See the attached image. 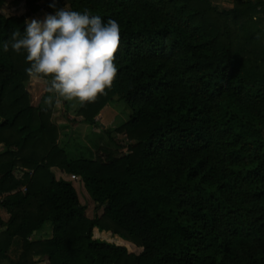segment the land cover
I'll return each mask as SVG.
<instances>
[{
	"label": "trees",
	"instance_id": "trees-1",
	"mask_svg": "<svg viewBox=\"0 0 264 264\" xmlns=\"http://www.w3.org/2000/svg\"><path fill=\"white\" fill-rule=\"evenodd\" d=\"M38 1L0 0V261L264 264V0H67L66 10L120 25L112 87L75 114L95 125L106 103L122 101L114 131L127 151L93 157L58 145L50 109L30 103L26 51H3L29 14L63 6ZM52 167L79 176L91 217ZM44 223L50 234L34 237Z\"/></svg>",
	"mask_w": 264,
	"mask_h": 264
},
{
	"label": "clouds",
	"instance_id": "clouds-1",
	"mask_svg": "<svg viewBox=\"0 0 264 264\" xmlns=\"http://www.w3.org/2000/svg\"><path fill=\"white\" fill-rule=\"evenodd\" d=\"M55 8V2L50 5ZM255 19V17H254ZM24 35L12 34L3 42L17 53L26 51L30 67L27 75L34 79L48 78L44 102L77 101L80 106L95 102L106 95L116 79L115 64L120 43V25L114 19L106 23L99 16L57 9L43 20L25 21Z\"/></svg>",
	"mask_w": 264,
	"mask_h": 264
},
{
	"label": "rangeland",
	"instance_id": "rangeland-1",
	"mask_svg": "<svg viewBox=\"0 0 264 264\" xmlns=\"http://www.w3.org/2000/svg\"><path fill=\"white\" fill-rule=\"evenodd\" d=\"M45 1L40 0L38 4H43ZM213 4L218 8H228L232 4V0H212ZM61 8L67 9V0H63V6ZM39 10V9H38ZM38 10L34 13L29 14L27 17L29 22L33 19L43 20L48 13L42 9V12H38ZM36 16V18H34ZM25 19V21L27 20ZM30 82L32 84H30ZM45 83V82H44ZM42 83L38 80H28L26 83L27 90H30V99L33 105H41L46 106L50 109L51 120L57 125L58 129H60V138H58V145L62 144L63 148L68 151L70 157H93L95 153L98 152L100 155L101 149L99 147H105L114 149L116 153L121 152L122 147H120V143H124V136L121 133H117L114 131V128L118 126L120 123L126 120L127 117V108L124 106L122 101H113L108 103V108L106 112L103 113L100 117L97 118V122L95 125H88L85 123H79L75 114V109L78 106L77 101H66L67 106H64L63 100L60 103H56V97L53 95V103L51 105L45 104L44 100L49 95L45 91V95L40 94L39 90L43 88ZM46 83L44 84V88H46ZM34 88V90H33ZM38 98V99H37ZM70 104V105H69ZM68 115V118L72 119L69 121L64 116ZM79 118V117H78ZM56 121V122H55ZM100 122V123H99ZM63 123V124H62ZM61 124V125H60ZM75 125L74 129L70 131L69 129ZM105 130H108L107 134ZM69 134V135H68ZM264 137V135H263ZM112 138V139H111ZM101 156V155H100ZM67 179V176L65 177ZM68 180V179H67ZM73 186L77 195V199L80 204L85 206V215L87 217H91L94 210V203L87 196L78 176V180H72ZM101 212V208L96 210V213L99 214ZM94 237L103 239L106 241H114L123 244L128 251L137 253L139 252V247H134L130 245L129 242L119 241L115 236H111L108 232H96L93 230ZM40 237V236H37ZM14 254V251H11ZM5 264V263H4Z\"/></svg>",
	"mask_w": 264,
	"mask_h": 264
},
{
	"label": "crops",
	"instance_id": "crops-1",
	"mask_svg": "<svg viewBox=\"0 0 264 264\" xmlns=\"http://www.w3.org/2000/svg\"><path fill=\"white\" fill-rule=\"evenodd\" d=\"M229 8V7H228ZM38 12H41V13H43L42 12V10H38ZM30 80L32 79V78H29ZM32 80H34V79H32ZM38 81H40L42 84L41 85H43V88H41L40 90H39V92H40V94L42 93H44L43 95H45V88H44V82H45V80L44 79H39ZM30 84H32L31 82H30ZM33 90H34V88H33ZM26 91L28 92V94H30L31 92H30V90H27V88H26ZM47 93V92H46ZM29 98H30V96H29ZM38 99V98H37ZM31 101H33V100H31L30 99V103L32 104V102ZM33 105V104H32ZM70 105V104H69ZM109 106H108V103H106L100 110H99V112L96 114V116L94 117V120H95V122H97V118L98 117H100L103 113H105L106 112V109L108 108ZM76 119L78 120L79 118L78 117H76ZM56 122V121H55ZM79 123H81V122H79ZM98 123V122H97ZM100 123V122H99ZM57 124V123H56ZM63 124V123H62ZM61 125V124H60ZM75 125H73L70 129H69V133H70V131H72V129H74L75 127H74ZM93 126V125H92ZM60 129H58V137H57V141H58V138H60ZM69 135V134H68ZM52 171H53V174H54V176H55V178H62V179H64V180H67L65 177L67 176V173H64V172H62V171H60L59 169H57V168H55V167H52ZM72 183V185H73V182H71ZM74 187V186H73ZM7 219V213L2 209V208H0V220L1 221H5ZM2 228L3 227H1L0 226V230H2ZM50 229H51V224L50 223H44V225L42 226V228L39 230V231H37V232H34V234H33V236L34 237H37V236H40L41 238L42 237H45V236H48L49 234H50ZM11 251H14V254L13 253H11ZM7 254H8V256L12 259V258H14L15 256H16V254H17V248L14 246V245H12L9 249H8V251H7ZM0 264H4L3 263V261L1 262L0 261Z\"/></svg>",
	"mask_w": 264,
	"mask_h": 264
},
{
	"label": "built area",
	"instance_id": "built-area-1",
	"mask_svg": "<svg viewBox=\"0 0 264 264\" xmlns=\"http://www.w3.org/2000/svg\"><path fill=\"white\" fill-rule=\"evenodd\" d=\"M39 10H42V8H40ZM123 136H124V134H122ZM124 142H126V139H125V137H124ZM126 148L125 147H122V150H121V152H123V153H126ZM67 179L68 180H70V181H72V180H78V176L76 175V174H67Z\"/></svg>",
	"mask_w": 264,
	"mask_h": 264
},
{
	"label": "water",
	"instance_id": "water-1",
	"mask_svg": "<svg viewBox=\"0 0 264 264\" xmlns=\"http://www.w3.org/2000/svg\"><path fill=\"white\" fill-rule=\"evenodd\" d=\"M26 21H27L28 23H30L28 18H27V20H26Z\"/></svg>",
	"mask_w": 264,
	"mask_h": 264
}]
</instances>
